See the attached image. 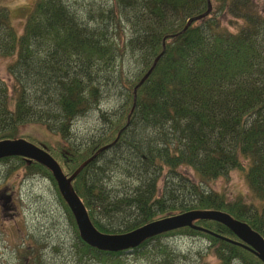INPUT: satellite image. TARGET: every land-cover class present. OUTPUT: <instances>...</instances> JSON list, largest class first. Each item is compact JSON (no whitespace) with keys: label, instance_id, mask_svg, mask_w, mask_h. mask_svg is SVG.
Listing matches in <instances>:
<instances>
[{"label":"trees","instance_id":"16d2710c","mask_svg":"<svg viewBox=\"0 0 264 264\" xmlns=\"http://www.w3.org/2000/svg\"><path fill=\"white\" fill-rule=\"evenodd\" d=\"M210 1V12L182 32L188 18L208 10L207 0H34L23 12L21 32L9 9L0 6V55L12 58L8 80L0 79V140L22 136L28 124L45 125L66 145L39 146L69 176L128 121L117 141L71 183L101 231L124 232L160 213L218 209L264 237V0ZM225 15L242 20L235 32L222 25ZM168 34L176 35L166 39L137 88L128 119L134 87ZM110 95L121 99L117 110H99L102 132L79 149L69 139L72 121L100 108ZM1 161L39 172L56 187L51 171L38 162L18 156ZM122 166L126 185L112 190L107 175ZM233 169L245 171L258 204L242 194L229 199L210 186ZM173 199L183 207L165 211V200ZM197 224L206 231L182 227L169 233L205 237L220 264H263L250 250L223 239L238 240L223 224ZM167 233L135 250L150 252L153 264H171L176 256L161 241ZM74 249L81 264L90 255L122 264V251L98 250L78 233Z\"/></svg>","mask_w":264,"mask_h":264},{"label":"rangeland","instance_id":"374dc122","mask_svg":"<svg viewBox=\"0 0 264 264\" xmlns=\"http://www.w3.org/2000/svg\"><path fill=\"white\" fill-rule=\"evenodd\" d=\"M34 0H0V5L6 6L13 16L15 27L21 32L23 17L20 13L21 7H31ZM212 3V2H211ZM264 1H261V4ZM222 25L230 32H235L240 27L242 20L225 15ZM12 60L10 57L0 55V79L8 80L7 65ZM132 63V60H127ZM135 65L131 72H135ZM121 99L113 98L111 95L105 97L100 108L93 109L84 116H77L72 121L71 142L83 149L93 138L97 137L103 130L99 119V110H117V104ZM22 137L36 143H44L50 148L62 147L65 143L59 135L47 129L41 124H28L21 128ZM115 141L101 146L97 152L105 146L111 147ZM66 145V143H65ZM97 156L95 158H97ZM94 158V159H95ZM246 163H243L245 165ZM13 162H0V264H81L75 254L72 241L74 232L68 220V213L59 199V193L53 182L39 172L24 168V165L12 168ZM243 169H233L227 174L212 181L210 186L217 191L225 192L229 199L242 194L246 201L258 204L249 190L244 178ZM191 174V171H188ZM126 174L123 166L109 173L105 180L112 190L124 187ZM133 184L135 185V178ZM163 185V182H160ZM162 187V186H161ZM168 190V188H166ZM181 200L173 199L166 201V210L183 207ZM182 204H185L184 202ZM190 210V209H188ZM204 210V209H200ZM180 213H160L152 220ZM151 220V221H152ZM147 222L142 225L147 224ZM106 232L108 234H120L128 232ZM167 233L161 241L168 246L169 251L175 255L171 264H220L213 253V246L201 235ZM210 245V246H209ZM209 246V247H208ZM215 247V246H214ZM24 251L23 256L20 253ZM33 255V256H32ZM36 255L39 257L35 258ZM150 252L124 251L119 255L122 264H153L149 259ZM86 264H104L97 261L93 255L85 257ZM233 264H240L234 262Z\"/></svg>","mask_w":264,"mask_h":264},{"label":"water","instance_id":"95a60500","mask_svg":"<svg viewBox=\"0 0 264 264\" xmlns=\"http://www.w3.org/2000/svg\"><path fill=\"white\" fill-rule=\"evenodd\" d=\"M208 7L209 8L207 12H205L203 15H206L210 10L211 6L209 0ZM199 17L200 16H195L190 18L182 31H184L192 21L198 19ZM166 37L168 36L164 37L163 46L165 45ZM162 53L163 51L160 53V55ZM160 55L154 59L150 69L144 74L139 83L135 86L134 94H136L137 88L148 77ZM108 146H105L101 149H106ZM10 155H19L27 158L28 160H35L46 166L52 172L63 199L75 217L81 238L86 243L98 249L118 251L134 248L142 243L145 239L156 234L182 226L197 227L194 224L196 220L210 219L227 226L243 243L225 237L222 238L247 248L256 254L258 258L264 263V238L257 231L253 230L246 222L235 219L226 212L214 209L190 210L180 214L169 215L159 218L158 220L148 222L145 225H140L132 230H129L128 232L120 234H108L99 231L91 222L84 204L70 185L72 179L97 156V152L80 164V166L69 177L64 175L59 163L52 157V155H50L43 148L25 139L19 138L0 141V158Z\"/></svg>","mask_w":264,"mask_h":264}]
</instances>
